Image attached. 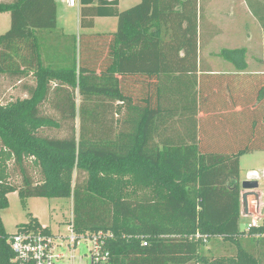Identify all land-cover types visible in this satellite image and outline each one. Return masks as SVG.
<instances>
[{"label": "trees", "instance_id": "16d2710c", "mask_svg": "<svg viewBox=\"0 0 264 264\" xmlns=\"http://www.w3.org/2000/svg\"><path fill=\"white\" fill-rule=\"evenodd\" d=\"M245 1L264 38V0ZM81 2L83 27L114 16L117 30L68 34L58 26L56 0H0V15H11L0 34V75L34 78L28 97L0 101V264H16L1 216L15 191L23 199L72 198L75 232L106 234L108 264H264V219L240 227L241 157L264 150V142L218 152L202 150L197 132L157 140L164 108L154 99L165 86L177 106L171 111L187 95L197 102V79L187 83L185 75L187 58L202 45L205 5L141 0L121 11L118 0ZM246 51L217 55L242 67ZM257 94L262 109L264 84ZM46 102L62 121L42 112ZM63 121L72 123L66 136L41 133ZM262 124L254 121L257 138ZM24 226L52 231L33 215L18 229ZM211 242L227 251L202 252Z\"/></svg>", "mask_w": 264, "mask_h": 264}, {"label": "crops", "instance_id": "0c3cea01", "mask_svg": "<svg viewBox=\"0 0 264 264\" xmlns=\"http://www.w3.org/2000/svg\"><path fill=\"white\" fill-rule=\"evenodd\" d=\"M56 2L58 7V26L68 34H79L85 32L83 30L92 29L97 25V21L100 18L117 19L114 16H97L94 18L93 27H83L81 10L85 5L82 4L81 0H79V6L75 7L70 6L67 1L63 5L59 3V0H56ZM140 2L141 0H119L118 8L122 11ZM201 3L204 5L209 4V10L211 12H209L208 16L204 15L199 25L200 37L207 45L197 47L196 57L187 58V64L191 67V71L188 72L187 76L185 75L187 83H190L189 81L194 79L193 76L197 79V102L194 103L191 100V96L187 95L185 99L180 98L181 105L178 107L180 111H171L173 107L176 108L177 106L174 105L175 103L171 99L170 90H168L169 84L165 86L164 97L154 99L156 102L161 100L162 107L164 108L161 118L162 125L159 128L160 136L157 140L160 143L169 140H190V137L197 132L198 141L202 150L218 152L237 150L255 141L264 142V124L260 126L259 135L257 133L258 138L254 135L253 127L255 120H262V123L264 122V107L261 109V104L256 106L258 98L257 90L264 84V64L259 62L258 65L260 67L253 69L251 68L250 62L245 60L244 63L240 64L242 67H237L222 57H217V53L221 48L214 50L213 47H215L214 40H217L220 36L218 32L220 22L214 14L215 10L213 9V11L212 8H230L234 4L230 0H224L223 4H220L219 0H201ZM74 8L77 9L76 13L78 17V28L76 31H73L71 26V18L74 12L73 10L72 12L69 10ZM232 14L228 15L232 16ZM200 37L199 39L201 41ZM209 42H211L210 45ZM210 48H213V50ZM224 48L237 47L231 46ZM260 58L258 59L260 60ZM263 151L256 150L253 152ZM253 152H250V154ZM250 154L247 153L241 157V167L244 157ZM248 176L245 180H251L252 172L250 173L249 171ZM260 189L264 194V189L261 187Z\"/></svg>", "mask_w": 264, "mask_h": 264}, {"label": "rangeland", "instance_id": "374dc122", "mask_svg": "<svg viewBox=\"0 0 264 264\" xmlns=\"http://www.w3.org/2000/svg\"><path fill=\"white\" fill-rule=\"evenodd\" d=\"M66 1L59 0V3L63 5V3ZM219 1L220 4H223L224 2V0ZM230 1H233V7L212 8V10L214 9L216 11L215 13V11L213 10L216 18L220 22V27L218 29L220 36L217 40H214L215 47L213 48L215 50L216 48L222 49L224 47L231 46H236L237 48L245 47L247 49L245 54V60H248L250 62L251 68H259L260 65L258 64L260 60L258 58L262 57V55L264 54L263 29L257 18L252 14V11L247 1ZM205 5L206 10H204V15L208 16L210 12L209 4ZM69 10H71V12L73 10L74 12L73 17L71 18V26L73 31H76L78 28V17L76 13L77 9L74 8ZM231 13H233L232 16H229L231 15ZM10 19L11 16L9 12H5L0 15V34L5 33L10 28ZM114 30H117L116 18H100L98 19L97 25L94 28L83 31L109 32ZM210 43L211 42H209V45ZM206 45L207 43L202 40V46ZM213 48L210 49L213 50ZM32 83H34V78L32 75L24 78L23 81H20L17 77L0 75V101L2 102V104L5 105L9 102L16 101L17 99H23L28 97L29 94L27 91V86L31 85ZM51 85L52 89L56 87L55 83ZM75 95L77 97V103L80 104L81 96L78 93H75ZM41 109L44 114L51 115L61 120L60 113H58L57 110L54 109V107L49 102L44 103ZM62 124L63 128L61 129L45 128L41 130V133L49 136H66L70 131L72 123L63 121ZM75 124L76 131L77 133H79V117L76 119ZM263 156L264 151L253 152L250 155L244 157L241 167V181L249 177V171L251 173L253 169L264 168ZM260 187L264 189V180L260 181ZM8 198L10 202L9 207L1 211V216L7 232L15 233L18 229V225L27 223L30 219V216L33 215L39 218L42 225L48 226L53 232L67 233V225L71 221L73 216L72 198L30 197L23 199L19 196L18 191L9 193ZM250 221L251 217L242 214L240 219L241 229H246ZM90 247L91 244L89 242H86L85 239L81 243V246L78 247L77 252L79 255H85V261L87 260V255L89 254ZM202 248V252L224 253L227 251L226 246H215L213 242L206 246H202Z\"/></svg>", "mask_w": 264, "mask_h": 264}, {"label": "built area", "instance_id": "2783aa9c", "mask_svg": "<svg viewBox=\"0 0 264 264\" xmlns=\"http://www.w3.org/2000/svg\"><path fill=\"white\" fill-rule=\"evenodd\" d=\"M67 3L70 6H79V0H67ZM251 180H257L260 184V181L264 180V168L253 170ZM244 193L248 195L247 204L243 203ZM263 198L260 187L242 190V214L251 217L247 228L259 224L264 219ZM105 236L103 232L77 234L72 216L67 225V233L46 232L24 226L17 229L9 241L15 252L16 264H108L110 251L105 246ZM84 239L91 244L86 261L85 255H79L77 252Z\"/></svg>", "mask_w": 264, "mask_h": 264}, {"label": "water", "instance_id": "95a60500", "mask_svg": "<svg viewBox=\"0 0 264 264\" xmlns=\"http://www.w3.org/2000/svg\"><path fill=\"white\" fill-rule=\"evenodd\" d=\"M259 188V182L257 180H243L242 181V189L250 190V189H258ZM247 193H244L242 195L243 203L247 204ZM247 210V207H246Z\"/></svg>", "mask_w": 264, "mask_h": 264}]
</instances>
